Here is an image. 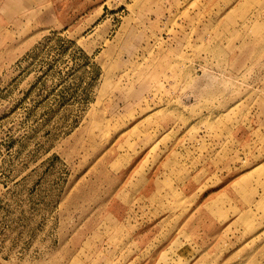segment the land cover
Masks as SVG:
<instances>
[{
  "label": "rangeland",
  "instance_id": "1",
  "mask_svg": "<svg viewBox=\"0 0 264 264\" xmlns=\"http://www.w3.org/2000/svg\"><path fill=\"white\" fill-rule=\"evenodd\" d=\"M0 264H264V0H0Z\"/></svg>",
  "mask_w": 264,
  "mask_h": 264
}]
</instances>
